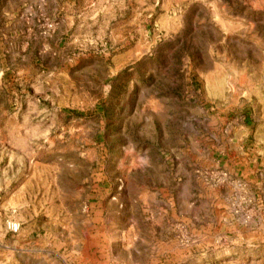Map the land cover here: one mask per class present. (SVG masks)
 Returning a JSON list of instances; mask_svg holds the SVG:
<instances>
[{"label": "rangeland", "instance_id": "rangeland-1", "mask_svg": "<svg viewBox=\"0 0 264 264\" xmlns=\"http://www.w3.org/2000/svg\"><path fill=\"white\" fill-rule=\"evenodd\" d=\"M0 264H264V0H0Z\"/></svg>", "mask_w": 264, "mask_h": 264}, {"label": "built area", "instance_id": "built-area-1", "mask_svg": "<svg viewBox=\"0 0 264 264\" xmlns=\"http://www.w3.org/2000/svg\"><path fill=\"white\" fill-rule=\"evenodd\" d=\"M17 229H18V227H17V225L15 224V225H12V227H11V230L13 231V232H16L17 231Z\"/></svg>", "mask_w": 264, "mask_h": 264}, {"label": "crops", "instance_id": "crops-1", "mask_svg": "<svg viewBox=\"0 0 264 264\" xmlns=\"http://www.w3.org/2000/svg\"><path fill=\"white\" fill-rule=\"evenodd\" d=\"M232 162H233V161H232ZM235 163H236V164H239V163L236 162V160H234L233 165H235Z\"/></svg>", "mask_w": 264, "mask_h": 264}]
</instances>
